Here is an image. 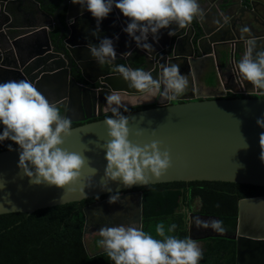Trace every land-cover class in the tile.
<instances>
[{
	"label": "water",
	"instance_id": "1",
	"mask_svg": "<svg viewBox=\"0 0 264 264\" xmlns=\"http://www.w3.org/2000/svg\"><path fill=\"white\" fill-rule=\"evenodd\" d=\"M32 1L36 4V0ZM14 2L17 1L0 0V83L7 78L28 80L40 92H43L45 87H49L47 84L49 80L65 86L67 78L71 84L70 90L72 88L89 89L77 84L75 79L70 77L67 61L79 62L80 53L88 51V45L98 44V38L92 35L96 30V21L91 14L81 9L79 5H74L71 0L55 1L58 8L53 13L41 10L48 22L47 27L41 29V32L45 33L47 43L45 42L43 49L41 48L42 52L39 54L31 52V55L23 61L13 49L6 46L15 47V38L8 35L10 18L8 6ZM197 2L200 5L201 16L195 18L188 28L162 29L158 41L154 42L149 36L147 43L158 44L166 40L167 45L160 49L162 50L170 48L174 39L171 58L164 57L166 64L183 60L192 65L194 69L204 60L213 58L218 69L222 71L219 62L224 60L223 72L221 76L219 75V81L224 82L227 76L233 77L236 86L233 87L235 90H230V93L242 97L228 99L224 98L225 94L220 98L199 96L180 99L181 102L177 104L122 114L129 121L130 140L141 146L157 140L161 143V150L168 149L171 155L172 167L168 172L159 180H150V183L145 186L207 181L264 188V162L260 159L259 145V137L261 133H264V128L256 124L257 119L264 115V95L246 82L242 87L237 71V65L246 50L245 39L255 38L257 50L264 49V0H197ZM60 13H64L62 18ZM72 19H75V23L70 24L69 21ZM53 23L57 24L59 29V35L55 40L52 36ZM127 23V19L114 8L100 23L99 39H113L118 36V39H113L115 51L120 55L118 60L124 61L130 68H132L131 58H128L129 55L125 57L121 54L130 53L134 47L141 50L144 53L142 57H136L138 61L136 68L140 66L145 71H151L153 77H157L162 71L161 64L156 63L155 65V54L151 56L149 52L138 48L123 31ZM242 28H248L249 32L242 33ZM36 30L39 32L40 29L33 28L28 33L31 32L33 35ZM170 30L174 31V35H168ZM50 45L57 46V54L50 51ZM182 46H188L189 52L180 54L179 50ZM95 75L97 80L91 82L82 72V77L87 82L102 84L103 93L106 95L113 91L122 92L123 90L135 93V90L129 88L128 82L124 81L118 73H104L98 69ZM88 91L90 92V89ZM104 120L100 119L72 128L73 131L64 144L69 151L83 152L84 156L91 161V166L97 169V174L92 177V186L84 189L86 198L81 194L80 188L88 183L90 172L87 165L81 172L80 180L70 186L72 190L57 189L46 185L35 186L30 184L18 169V147L6 140L13 150L9 151V145L0 149V215L32 214L47 208L109 196L110 193L107 190L102 191L100 188V179L106 167V153L101 148L107 139ZM140 128L144 129L143 135L136 137L135 133ZM2 132L3 126L0 125V133ZM108 187L111 189V194L119 191V202L110 205L106 198L84 208L83 235L90 257L105 253L101 248L94 249V253L91 254L92 251L86 245V239L88 237L91 239L92 235L98 234L102 227L121 224L142 225V192L130 191L141 188V186L125 188L119 182H112ZM261 200L264 203V199L257 198L239 201L238 226L235 236L221 233L211 234L200 240L226 237L236 243L235 264H264V259L247 260L248 253L254 251L262 258L264 238H252L241 233L243 206H256L257 201ZM98 212L100 215L97 214ZM187 214L189 238L196 241L192 237L191 230L192 217L197 213L192 211ZM207 218L218 220L211 216Z\"/></svg>",
	"mask_w": 264,
	"mask_h": 264
},
{
	"label": "clouds",
	"instance_id": "2",
	"mask_svg": "<svg viewBox=\"0 0 264 264\" xmlns=\"http://www.w3.org/2000/svg\"><path fill=\"white\" fill-rule=\"evenodd\" d=\"M71 2L89 12L96 21V30L92 35L99 42L88 45V52L99 65L112 64L117 58L113 39H118V36L113 39H99L98 36L100 23L114 8L128 21L123 31L138 48L149 53L154 51L152 44L147 43L149 36L156 42L160 30L169 29L173 24L179 29L188 28L195 18L201 16L197 0ZM69 23H75V19ZM241 31L248 33L249 29L242 28ZM168 35H174V31H168ZM244 43L246 50L237 65L238 79L242 87L246 82L264 95V49L257 50L255 38L245 39ZM121 55L126 57L130 53ZM161 67L162 71L156 78H153L151 71L133 69L124 64L116 65L114 71L128 82V87L134 89L136 94L173 101L188 88V77L180 73L178 64ZM105 99L112 117L103 122L107 139L101 148L106 153V167L100 179V188L110 193L108 203L111 205L120 201V193L111 194L110 183L119 182L125 188L145 186L150 180L163 177L172 167V159L169 150H161V143L157 140L141 146L129 139V121L120 111L124 107L120 92L113 91ZM150 101L146 99V102ZM124 110L128 109L124 107ZM256 124L264 128V115L257 119ZM0 125L3 126L0 142L8 140L18 147V169L32 185L72 190L70 186L80 180L81 172L87 165L90 172L88 183L80 188L86 198L84 189L92 186V177L97 174V169L91 166V161L83 152L69 151L64 147L65 140L73 131L72 121L62 116L58 105L50 102L33 83L28 80L0 83ZM143 132L144 129H138L136 137L142 136ZM259 145L260 159L264 162V133L259 137ZM12 150L9 145V151ZM97 214L100 215L99 212ZM195 223L219 233L225 230L218 220L195 218ZM176 228V224L170 225L167 233L175 232ZM155 233L159 238L136 224L102 227L98 233L101 238L98 244L114 264H199L202 249L196 241L167 234L163 223L156 225Z\"/></svg>",
	"mask_w": 264,
	"mask_h": 264
},
{
	"label": "trees",
	"instance_id": "3",
	"mask_svg": "<svg viewBox=\"0 0 264 264\" xmlns=\"http://www.w3.org/2000/svg\"><path fill=\"white\" fill-rule=\"evenodd\" d=\"M229 98L240 97L230 95ZM154 107L148 105L120 111L126 114ZM110 117L112 113L101 119ZM130 191L142 192L145 232L159 238L155 233L158 223L165 225L166 233L170 225L176 224L175 232L167 234L180 239L189 238L187 213L194 211L196 200L200 204L196 213L217 218L226 235L231 236L238 226L239 201L264 195L263 187L207 181L156 184ZM107 197L86 199L32 214L0 215V264H114L106 253L90 257L83 235L84 208ZM95 244L99 250L98 241ZM89 250L94 253L92 248ZM235 260V241L226 237L203 240L199 264H235Z\"/></svg>",
	"mask_w": 264,
	"mask_h": 264
},
{
	"label": "flooded vegetation",
	"instance_id": "4",
	"mask_svg": "<svg viewBox=\"0 0 264 264\" xmlns=\"http://www.w3.org/2000/svg\"><path fill=\"white\" fill-rule=\"evenodd\" d=\"M16 1L17 2H14L13 4H10L8 6V15L10 17L8 20V25H9L8 35L9 37L15 38L14 39L15 47H12L10 45H6V46L13 49L18 54L19 58L25 61L26 57L28 55H31V52L34 54H39L40 52H42L45 42L47 43L45 33L44 31L41 32V29H43L44 27H47L46 25L48 22L45 19V16L41 13V10L45 12L53 13L54 11L57 10L58 5H55V1L57 0H42V1L36 0L35 3L38 5L34 4L32 0H16ZM63 14L64 13L59 14L61 18L63 17ZM52 27H53L52 36H53V39L55 40L59 35V29L57 28V24L55 23H53ZM33 28H36V29L38 28L40 30L39 32L36 30V32H33V35H31L32 33L31 32L28 33V31H30ZM176 28L177 26L174 24L172 29H176ZM161 43H163V45ZM161 43L152 44L154 51L150 53L151 56L155 54L154 64L155 65L156 63L161 64L160 66L166 64L165 63L166 58H164L165 56H167L169 59L171 58L172 47H173L174 41H172L170 48L162 49V50L160 49L166 46L167 42L166 40H162ZM50 47H51L50 51L53 54L58 53L56 45H50ZM156 51H158V53ZM143 53L144 52H142L141 50H138L135 47L130 51V55L128 56V58H131L130 65L133 69H138V68L141 69L140 66L136 68V64L138 62L136 57L137 56L142 57ZM80 57L81 59L79 60V62H76V63L72 61H67L69 74H70V77L75 79L77 84L88 87L90 89V92L88 91L89 89L79 90L76 88H72V90H70L71 84H70V81L67 80V78H66L65 86H61V83L59 84L56 81L49 80L50 82L47 83L49 87H45V89L42 92L50 102L58 105L62 116L71 119L72 128L88 123V122L101 119L104 115L111 113L110 111L107 110L108 106H107L105 97L108 94L106 95L105 93H103L104 88L102 84H100L99 82L97 83L87 82L82 77V72L86 76H88L89 81L93 82L97 80V77L95 75L96 70L98 71V69H100L104 73L105 72L106 73H116L114 70H112V68H114L117 63H122L126 65L124 61L118 60L120 58L119 54H117V58L115 62H113L112 64H105V65H99L98 63H96V61L91 58L89 52L86 50L80 53ZM214 63H215L216 68L218 69V65L216 64L213 58L207 59L201 62L200 68L194 67V69H192L193 68L192 65L181 60L180 61V73L182 75H186L189 80L188 88L185 90L182 96H180L179 98L173 101H168V100H161L159 96L155 98H152V97L145 98V97L140 96L139 94L129 93L123 90L120 93L122 95V101H123L124 107H126L127 109L141 107V106H148V105H155V107H158V106L180 103L181 102L180 99H191V98H196L199 96L220 98L224 96V94L226 95L224 98L229 99V96L232 95L230 93V90L233 88L232 87L224 88L223 86L224 82H220L221 88L219 90L208 91L207 93L203 92L198 86L199 85L198 78H200L207 72L209 74L210 72L208 70L211 71L210 66H212V71L214 70L216 71L215 67L213 66ZM219 63L221 65L222 60ZM71 66H74L75 68L74 67L72 68ZM219 71L220 70L218 69L217 70L218 77H220L219 75L223 72V70L220 72ZM153 78H156V77H153ZM226 78L228 80L230 79V82L234 84L233 85L234 87L236 86L235 84L236 82L233 77L230 78L229 76H227ZM9 80H12V79L7 78L5 81H9ZM70 93H72V96H70ZM233 96L242 97L241 95H233ZM146 99H151V101L146 102ZM124 107H121L120 110H124ZM8 145L9 143L6 140L3 142H0V149ZM107 198H109V196ZM252 198L264 199V195H259V196L252 197ZM255 205L256 206H252V205L243 206L244 212H243V217H242L241 233L243 235H246L252 238H264V203L261 200V201H257ZM193 212L196 214L197 211L194 210ZM195 218H199L202 221H213L215 219L207 218V216H203L198 213L192 217V224H193L192 230H191L192 237L196 239L197 243L202 244L201 247L203 248V240H200L201 238L207 237L211 234H220V233L212 230L211 228L205 229V228L199 227L195 223ZM188 234H189V224H188ZM221 234L226 235L225 232H222ZM235 234L231 236H235ZM95 236L96 238H98V241H99L100 236L99 235H95ZM227 236H230V235H227ZM92 242H93L92 250H94L96 249V244L94 243L93 239H92ZM255 253H256L255 251L253 253H248L247 260H250L251 258H253L254 260L255 258L264 259V254L261 258L258 254H255Z\"/></svg>",
	"mask_w": 264,
	"mask_h": 264
},
{
	"label": "crops",
	"instance_id": "5",
	"mask_svg": "<svg viewBox=\"0 0 264 264\" xmlns=\"http://www.w3.org/2000/svg\"><path fill=\"white\" fill-rule=\"evenodd\" d=\"M171 27H173V25H171ZM174 41V39L172 40ZM173 46H174V43H173ZM189 52V47H185V46H182L180 47V50L179 52H181L180 54H186L185 52ZM174 64H178L180 66V61L179 62H174ZM216 69V71H212V66H210L211 68V71L208 70L210 73L208 74V72L206 74H204L203 76H201L200 78H198V82H199V88L203 91V92H208V91H216V90H219L221 88V83L219 81V77H218V73H217V68L215 66V63L213 65ZM196 68H200L201 67V64H198L195 66ZM213 67V69H214ZM223 67H224V60H222V64H221V69L223 70ZM220 72V71H219ZM221 76V74H220ZM213 83V84H212ZM189 85V84H188ZM216 85V86H215ZM234 84L232 82H230V79L228 80L227 78L224 79V88H233Z\"/></svg>",
	"mask_w": 264,
	"mask_h": 264
},
{
	"label": "rangeland",
	"instance_id": "6",
	"mask_svg": "<svg viewBox=\"0 0 264 264\" xmlns=\"http://www.w3.org/2000/svg\"><path fill=\"white\" fill-rule=\"evenodd\" d=\"M199 207H200L199 201L196 200L195 205H194V210L197 211V210L199 209ZM95 235H98V234H94V235H92V236H91V239H90V237H88V238L86 239V245L88 246L89 249L92 248V244H93L92 239L94 240V243L98 241V238H96ZM100 239H101V238H99V240H100ZM198 244H199V243H198ZM199 246H200V248H202V247H201L202 244H199ZM99 249H101L100 246H99Z\"/></svg>",
	"mask_w": 264,
	"mask_h": 264
},
{
	"label": "bare ground",
	"instance_id": "7",
	"mask_svg": "<svg viewBox=\"0 0 264 264\" xmlns=\"http://www.w3.org/2000/svg\"><path fill=\"white\" fill-rule=\"evenodd\" d=\"M43 26V25H42ZM58 28V27H57ZM56 32V31H55ZM213 84V83H212ZM216 86V85H215ZM140 189V188H139ZM142 190V189H141ZM144 190V189H143ZM146 190V189H145ZM147 192V191H146Z\"/></svg>",
	"mask_w": 264,
	"mask_h": 264
}]
</instances>
